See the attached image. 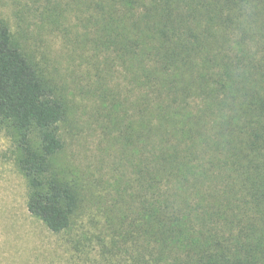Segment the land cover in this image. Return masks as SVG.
Here are the masks:
<instances>
[{
    "label": "trees",
    "instance_id": "1",
    "mask_svg": "<svg viewBox=\"0 0 264 264\" xmlns=\"http://www.w3.org/2000/svg\"><path fill=\"white\" fill-rule=\"evenodd\" d=\"M81 2L94 50L107 51L102 74L119 62L134 95L124 127L133 175L105 255L264 264V0ZM65 117L63 99L0 23V127L13 138L26 209L52 233L69 227L79 203L53 164Z\"/></svg>",
    "mask_w": 264,
    "mask_h": 264
},
{
    "label": "rangeland",
    "instance_id": "2",
    "mask_svg": "<svg viewBox=\"0 0 264 264\" xmlns=\"http://www.w3.org/2000/svg\"><path fill=\"white\" fill-rule=\"evenodd\" d=\"M90 20L77 0H0V23L65 103L58 125L63 148L53 164L79 195L60 233L31 216L12 135L0 127V264H123L104 252L125 212L122 196L133 175L124 127L134 95L119 62L102 74L107 51L94 50ZM111 93L118 94L115 100Z\"/></svg>",
    "mask_w": 264,
    "mask_h": 264
}]
</instances>
